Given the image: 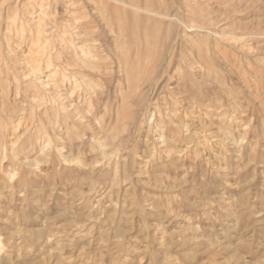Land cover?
<instances>
[{"label": "rangeland", "instance_id": "1", "mask_svg": "<svg viewBox=\"0 0 264 264\" xmlns=\"http://www.w3.org/2000/svg\"><path fill=\"white\" fill-rule=\"evenodd\" d=\"M119 1L0 0V264H264V0Z\"/></svg>", "mask_w": 264, "mask_h": 264}, {"label": "bare ground", "instance_id": "2", "mask_svg": "<svg viewBox=\"0 0 264 264\" xmlns=\"http://www.w3.org/2000/svg\"><path fill=\"white\" fill-rule=\"evenodd\" d=\"M100 2V1H99ZM162 2V1H161ZM100 5L101 6H103V10L104 11H106V7H104V6H109V7H112L113 8V10H119V7L121 6V5H125L124 3H122L121 1H119V0H102V2L100 3ZM164 5V4H163ZM138 10V9H137ZM108 11V10H107ZM139 11V10H138ZM113 13H114V11H113ZM105 17H106V20H107V17H108V14H103ZM115 16V15H114ZM117 21V22H116ZM108 24H110V25H112V27H113V25L115 24V25H119L120 23H119V20H114V21H109L108 22ZM37 25H39V24H37ZM16 26V25H15ZM40 26V25H39ZM124 26V25H123ZM118 27V26H117ZM109 28V27H108ZM112 32V31H111ZM38 36V35H37ZM40 36V35H39ZM37 38H39V37H37ZM79 39V38H78ZM122 42V41H121ZM123 42H124V40H123ZM77 49H78V47H77ZM87 49H89L88 47H87ZM86 49V50H87ZM65 51V50H64ZM89 52V51H88ZM87 52V53H88ZM123 52H124V50H123ZM146 52H148V51H146ZM84 53V52H83ZM58 54V53H57ZM90 54V53H89ZM51 56V55H50ZM53 56V55H52ZM49 57V56H48ZM47 57V58H48ZM91 57V56H90ZM50 58V57H49ZM136 58H134V60H135ZM52 60V59H51ZM62 60V59H61ZM50 61V59L48 60V62ZM132 61V60H131ZM166 61V60H165ZM150 62V61H149ZM41 63V62H40ZM47 65H49V64H47ZM147 65H148V62H147ZM147 67V66H146ZM48 68V67H47ZM63 68V67H62ZM145 69V68H144ZM145 71V70H144ZM144 71H142V72H144ZM141 72V73H142ZM141 73H139L140 74V76H141ZM134 74V73H133ZM138 74V73H137ZM135 75V74H134ZM0 76H1V74H0ZM80 76V75H79ZM132 78H135V77H133L132 76ZM140 78V77H139ZM152 79V78H151ZM68 80V79H67ZM136 81V80H135ZM138 81V80H137ZM131 83V82H130ZM137 83H139V82H137ZM133 84V83H132ZM131 88H134V90H136V89H138L139 88V86H131ZM130 90V89H129ZM66 116V115H65ZM64 116V117H65ZM65 119H66V117H65Z\"/></svg>", "mask_w": 264, "mask_h": 264}]
</instances>
